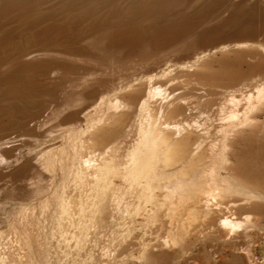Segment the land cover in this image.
<instances>
[{"label":"rangeland","instance_id":"1","mask_svg":"<svg viewBox=\"0 0 264 264\" xmlns=\"http://www.w3.org/2000/svg\"><path fill=\"white\" fill-rule=\"evenodd\" d=\"M261 89L264 0H0V264H264Z\"/></svg>","mask_w":264,"mask_h":264},{"label":"bare ground","instance_id":"2","mask_svg":"<svg viewBox=\"0 0 264 264\" xmlns=\"http://www.w3.org/2000/svg\"><path fill=\"white\" fill-rule=\"evenodd\" d=\"M257 93H258L259 98L264 97V89L259 90ZM235 119H237L235 115H232L230 119L231 126L235 125L234 124ZM174 131L177 134L180 133V129L177 127H174ZM172 142L173 140L167 137H164L162 132L156 129L152 124L148 125L147 129L141 132L140 134L136 150L132 154L129 165L125 169V176L131 179L132 181H135L138 184H141V182H143V186H144L143 189H144V192H146L145 196L147 197H151L150 193H152V189L155 185L154 182L162 185V187L167 190V195H165L166 199H167V196L169 198L179 196L180 199H186L187 197H190L191 195L188 190L192 186L195 187V186L200 185V182L196 180L195 177L193 178V177H184V176L183 177L176 176L175 177L176 179H172L173 181L166 183L165 185L161 183L162 181L161 173L162 172L160 173L157 170V166H159L160 163L165 162L169 159L172 153V149H171ZM89 161L90 160H88L87 162ZM162 178L164 179V176ZM217 187L218 186L213 185V187L211 188V191H209L208 193L206 191L207 189L205 188V191L203 192L206 194L208 199L209 198L214 199L215 195L217 194L214 191L216 189L218 190L220 189ZM173 192H176L179 194L173 195L172 194ZM246 195L249 197L253 196V194H248V193ZM222 226L226 228H231V231H233V225L232 223L229 222L228 219L222 220ZM171 241L172 243H176L177 238L173 237ZM165 245L167 246V243H165ZM250 261L253 264H260L258 261H256L253 258V251H251V255L249 257V262Z\"/></svg>","mask_w":264,"mask_h":264}]
</instances>
